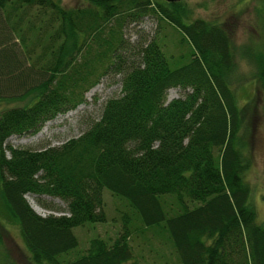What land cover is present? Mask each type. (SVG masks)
<instances>
[{
  "label": "trees",
  "instance_id": "obj_1",
  "mask_svg": "<svg viewBox=\"0 0 264 264\" xmlns=\"http://www.w3.org/2000/svg\"><path fill=\"white\" fill-rule=\"evenodd\" d=\"M181 3L88 0L66 10L53 0H0V97L31 102L0 113V199L33 264H138L127 239L135 212L147 227L165 223L177 264H264V221L257 222L250 204V160L228 88L230 40L219 26L191 19ZM33 5L51 14L36 27L27 18L31 39L10 21ZM148 15L181 33L191 47L188 62L172 68L156 36L131 58L125 26ZM51 27L46 38L37 35ZM15 32L24 45L19 53L11 42ZM28 42L41 44V54ZM107 74L120 76L121 93L79 136L40 149L4 144L82 104ZM172 87L183 94L167 101ZM104 188L131 209L122 214V231L111 243L91 238L82 253L65 260L78 247L73 227L105 221ZM26 193L60 198L66 212L41 216Z\"/></svg>",
  "mask_w": 264,
  "mask_h": 264
},
{
  "label": "rangeland",
  "instance_id": "obj_2",
  "mask_svg": "<svg viewBox=\"0 0 264 264\" xmlns=\"http://www.w3.org/2000/svg\"><path fill=\"white\" fill-rule=\"evenodd\" d=\"M63 9L74 10L88 5V0H53ZM182 7L190 18H199L213 23L223 29L229 37L232 66L228 69L227 78L231 80L228 88L232 87L233 95L239 108L240 142L243 152L250 160L245 179L251 186L250 204L256 212V220L264 221V0H180ZM30 13L12 17L10 23L18 24L22 28L19 34L31 39L34 31L28 29L27 18L32 19L35 27L43 21H48L51 14L49 7L33 5ZM29 16H32L29 17ZM41 16V17H40ZM42 19V20H41ZM59 21L54 22L55 27ZM159 24L161 28H159ZM34 27V28H35ZM53 29L38 30L37 35L46 38ZM36 35V34H35ZM18 33L11 35V42L15 43L19 53L24 45L20 43ZM45 36V37H44ZM156 36L168 58L172 68L181 66L190 60V44L181 39V33L175 30L165 20L159 21L156 17L143 16L138 21L127 23L124 37L129 45L137 52L139 44L149 41ZM61 39L58 44L61 43ZM30 43V42H28ZM30 48L37 56L41 51V44L30 43ZM132 48V47H131ZM37 54V55H36ZM41 54V53H40ZM34 56V57H35ZM25 61V65H30ZM120 76L107 74L98 84L85 93L84 102L76 108L45 122L36 133L12 135L4 144L16 148L40 149L46 146H60L71 138H76L84 132L90 124L100 117L105 102L121 93ZM11 92H9L10 94ZM183 90L172 87L167 90V101L182 96ZM30 97H0V113L11 107L30 105ZM8 154V153H7ZM1 198V196H0ZM33 210L45 216L49 213L63 214L66 212V203L60 198L25 194ZM103 210L106 219L103 222H86L84 225L73 227L77 237L78 247L64 256L65 260L75 258L88 246L93 237H100L111 243L122 231L124 226L123 213H131L126 200L114 195L110 190H102ZM171 204V211L177 205L173 198H167ZM5 208L0 199V264H33L29 252L23 244L20 230L16 221L7 218ZM125 213V214H126ZM128 242L131 247V261L138 264H177L178 256L170 240L165 223L145 226L140 216L130 214ZM123 264H129L123 263Z\"/></svg>",
  "mask_w": 264,
  "mask_h": 264
},
{
  "label": "water",
  "instance_id": "obj_3",
  "mask_svg": "<svg viewBox=\"0 0 264 264\" xmlns=\"http://www.w3.org/2000/svg\"><path fill=\"white\" fill-rule=\"evenodd\" d=\"M165 1H168V2H174V1H178V0H165Z\"/></svg>",
  "mask_w": 264,
  "mask_h": 264
}]
</instances>
